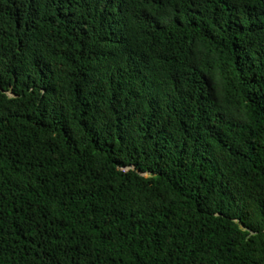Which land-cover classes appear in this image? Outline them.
<instances>
[{
	"label": "trees",
	"instance_id": "trees-1",
	"mask_svg": "<svg viewBox=\"0 0 264 264\" xmlns=\"http://www.w3.org/2000/svg\"><path fill=\"white\" fill-rule=\"evenodd\" d=\"M0 264H264V0H0Z\"/></svg>",
	"mask_w": 264,
	"mask_h": 264
}]
</instances>
